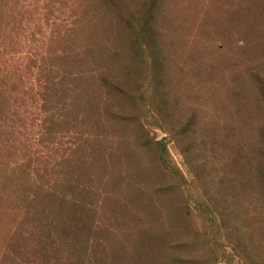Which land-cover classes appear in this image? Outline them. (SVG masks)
I'll return each instance as SVG.
<instances>
[{"label":"rangeland","instance_id":"374dc122","mask_svg":"<svg viewBox=\"0 0 264 264\" xmlns=\"http://www.w3.org/2000/svg\"><path fill=\"white\" fill-rule=\"evenodd\" d=\"M0 264H264V0H0Z\"/></svg>","mask_w":264,"mask_h":264}]
</instances>
